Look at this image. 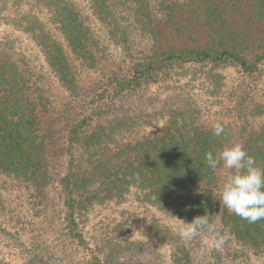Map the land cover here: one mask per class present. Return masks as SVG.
<instances>
[{
    "label": "trees",
    "instance_id": "obj_1",
    "mask_svg": "<svg viewBox=\"0 0 264 264\" xmlns=\"http://www.w3.org/2000/svg\"><path fill=\"white\" fill-rule=\"evenodd\" d=\"M0 19L31 41L0 42V178L26 193L44 221L41 234L60 243L51 253L38 238L22 244L21 262L0 264H114L120 247L151 244L169 249V264H202L197 247L211 235L214 244L225 240L204 264H264V220L249 223L226 209L217 224L223 172L232 170L204 160L238 142L264 167V0H1ZM111 42L124 59L111 63ZM228 67L247 79L229 102L221 94ZM196 72L207 87L204 104L193 92L178 107L169 96L150 113L136 105L150 91L192 86L185 79ZM156 122L161 127L148 131ZM216 122L225 124L219 137ZM130 198L153 210L145 242L88 236L97 207ZM204 214L215 231L187 241L165 222ZM128 263L143 260L118 264Z\"/></svg>",
    "mask_w": 264,
    "mask_h": 264
},
{
    "label": "rangeland",
    "instance_id": "obj_2",
    "mask_svg": "<svg viewBox=\"0 0 264 264\" xmlns=\"http://www.w3.org/2000/svg\"><path fill=\"white\" fill-rule=\"evenodd\" d=\"M7 1L9 2V0ZM4 14L8 15V11H6ZM96 27L98 29L97 31L100 32V25H96ZM4 36L12 37L15 39V42H20L24 46H30L29 42L31 41L24 33L17 31L14 26L7 24L4 22V20L0 19V42L3 41ZM131 42H133V38H131L130 43ZM138 42H142L143 44L146 43V36L144 37V35H139ZM110 45L111 53L113 54V56L110 58L111 63L112 61H120V59H124L123 53L121 52L122 50L117 46V43L111 42ZM125 58L128 59L127 56H125ZM107 62H109V59H107ZM44 72L46 76H48V80L52 79L47 70H44ZM223 72L225 75V87L224 91H221V94H223V97L228 96L224 99H227L229 102V96H233L235 94L234 89L236 88V91L239 93L245 86L247 79L233 67H228ZM86 74H89L90 76L91 72ZM200 74L201 72H196L187 75V77H189L185 80L193 82L192 86H185L187 84L185 83L186 81H184L183 83L175 84V87L165 90L164 88H159L157 90L150 91L145 95V97L138 99L136 105L144 109L146 113H150L152 108H163L166 102L165 100H167L166 98L169 96V99H173L171 103L178 107L180 105H184V103H187L191 96L189 94H193V92L200 95L198 100L204 104V99L206 98L205 90L207 87L202 88L201 85H198L201 82ZM90 78L91 77H88L87 79ZM259 88H264V72ZM154 97H156V99H153ZM152 103L154 104L153 106L151 105ZM160 123L158 124V122H156L154 126L146 128L148 131L158 130L161 127ZM223 175L224 178H227L226 171L223 172ZM4 182L5 180L0 178V257L6 258L13 262H21L22 259L19 255L20 253H23V255L25 254V247L22 244H36L38 238L42 239V237L50 246L51 253H58L60 243L53 239V235L50 232L47 234L45 231L43 234H41V230H44L42 229V227L45 225L42 224L44 221L41 215L38 216V211L36 212L34 208L28 204L29 202L26 198V193L22 192V190L16 185L7 183L5 186ZM133 200L134 198H130L123 204L115 205L111 203L100 208L97 207L91 213L90 218L86 221L88 236H91L93 240L95 239V241L99 242L100 244L103 242V240H106L105 238L111 239L113 243L116 242L118 238H120L123 242V245L127 242H145L147 238L142 233V228L144 227L145 221H149L151 217V211L153 210H151V208L139 209L138 205L133 202ZM129 210L135 211L136 213L135 217H132L131 220H128L125 215V212ZM225 210L226 208L221 203L218 208L219 218L217 219V224H219V219L223 216ZM165 222L174 229L177 226V223L173 221L166 220ZM213 240L214 237L211 235V239L206 238V240L202 241L198 245L197 255L198 261L200 263L204 264L207 261V258L210 257L212 249L215 247ZM104 242V245L108 246L109 242ZM92 247H95L94 242L92 243ZM72 248L76 249L79 259L83 258V256H87V250L76 248V246H72ZM150 249V251H144L143 249L137 251L133 245H125L120 247L117 251L112 253L114 256L113 259L115 260L114 264H118L123 260L134 261L137 258L143 260L142 264H169V249L160 246L159 244H151ZM109 251H106L105 249V255Z\"/></svg>",
    "mask_w": 264,
    "mask_h": 264
},
{
    "label": "clouds",
    "instance_id": "obj_3",
    "mask_svg": "<svg viewBox=\"0 0 264 264\" xmlns=\"http://www.w3.org/2000/svg\"><path fill=\"white\" fill-rule=\"evenodd\" d=\"M224 132L223 122L214 123V136L219 137ZM204 160L212 170H216L221 162L225 168L232 170L219 193L220 203L249 223L264 220V167L259 166L255 158L247 154L243 145L237 142L224 146L218 157L212 152H206ZM202 230L215 231V225L210 223L205 214L195 217L191 223L175 227L176 234L185 241L192 239ZM224 240L225 238L218 237L214 241L217 249L223 245Z\"/></svg>",
    "mask_w": 264,
    "mask_h": 264
}]
</instances>
